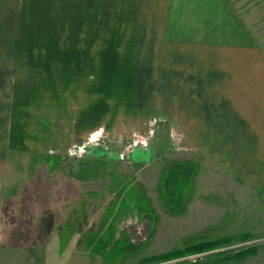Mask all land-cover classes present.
<instances>
[{"label": "crops", "instance_id": "0c3cea01", "mask_svg": "<svg viewBox=\"0 0 264 264\" xmlns=\"http://www.w3.org/2000/svg\"><path fill=\"white\" fill-rule=\"evenodd\" d=\"M255 1L0 0V198L19 153L146 162L161 125L264 191Z\"/></svg>", "mask_w": 264, "mask_h": 264}, {"label": "rangeland", "instance_id": "374dc122", "mask_svg": "<svg viewBox=\"0 0 264 264\" xmlns=\"http://www.w3.org/2000/svg\"><path fill=\"white\" fill-rule=\"evenodd\" d=\"M143 131L156 135L146 162L14 156L0 198V264H264V191L241 175L232 146L205 152L181 130ZM161 254L169 257L144 261Z\"/></svg>", "mask_w": 264, "mask_h": 264}, {"label": "trees", "instance_id": "16d2710c", "mask_svg": "<svg viewBox=\"0 0 264 264\" xmlns=\"http://www.w3.org/2000/svg\"><path fill=\"white\" fill-rule=\"evenodd\" d=\"M231 238H223V239H218L215 241H208V242H201L195 245H192L190 247H188V249L186 250L187 253H195V252H202V251H207L211 248H214L216 246H220L223 242H228L230 241ZM246 252H240V254H237V256H241L242 254L245 255ZM169 255V254H168ZM169 256H167V254H161V255H155L149 258H146L144 261H154L157 258L158 259H163V258H167Z\"/></svg>", "mask_w": 264, "mask_h": 264}]
</instances>
